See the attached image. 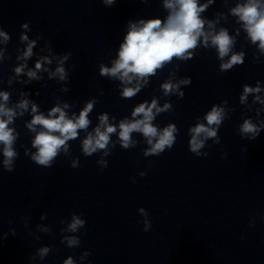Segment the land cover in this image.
<instances>
[{"label": "clouds", "instance_id": "obj_1", "mask_svg": "<svg viewBox=\"0 0 264 264\" xmlns=\"http://www.w3.org/2000/svg\"><path fill=\"white\" fill-rule=\"evenodd\" d=\"M115 0H104L106 5H111ZM212 0H208L211 4ZM208 4H200L199 0H164V7L168 9V15L164 21L160 19L140 20L136 23H129L128 32L124 36V42L120 45L118 58L112 62V67L100 68V75L111 76L118 78L125 84H130L133 80H143L147 83L149 76L155 75L157 69L162 68L166 63L170 62L173 57L178 59H188L193 50L198 46V42H202L205 47L209 46V42L214 46L219 54V59L224 60L229 57L227 62L220 64L221 71H227L233 65L243 62V53H229L234 45V38L228 34L226 29H221L219 32L205 31L207 23L209 29L214 28L211 21H205L201 18V13L205 11ZM232 15L239 18L242 22V27L247 32L249 39L256 43L259 41V49L264 52V0H245L243 3H238L231 9ZM28 28L27 24L22 25ZM0 37L5 41L8 40V35L0 31ZM22 40H27V36H21ZM35 41H29L27 49L23 53V58L27 59L32 56V49ZM70 55V53H69ZM61 66L56 68L55 73L51 75H59L60 79H65L67 73L63 68V59ZM48 60L47 57L43 58ZM51 63V61H48ZM26 65L21 64L15 69L17 74L24 72ZM42 64L37 61L35 68L40 70ZM29 79H39L37 71L29 70L27 72ZM180 83L187 84L189 80H183ZM141 85L138 83L135 87H125L122 95L126 98L134 97L140 91ZM178 84L167 82L162 85L165 95L177 90ZM259 88L245 87L244 95L241 96L243 102L250 92H258ZM183 96V93H180ZM9 99L7 92H0V100L5 103H0V145H3V163L8 171L13 170V161L17 156L14 150V142L17 136L14 134V129L9 127L13 122L14 117L18 114L13 108L6 107L5 104ZM259 99V97H257ZM29 101L21 100L16 107L22 111L28 110ZM94 102H89L80 111L79 115L73 114L71 117L65 111L69 106L64 104L63 107L56 106L48 112L47 115L38 113L37 106L32 104L31 112L32 120L27 124V127L36 133L32 140V146L36 152L31 159L38 165L51 167L54 159L57 157L61 149L64 152L68 150L67 142L78 137L79 131H87L91 121L88 118L89 112L93 108ZM170 105L165 104L164 108L158 107L157 101L152 100L151 104L141 103L132 112V120L123 119L119 122V140L123 148L128 149L134 146L131 134L133 132L141 133L150 146L145 151V156L160 155L165 149H171L175 142L174 133L177 131L175 125H168L163 129H159L153 124L156 114L167 110ZM139 117V118H137ZM224 118V111L220 107L214 106L212 110L205 116L207 125L198 123L190 129L191 140L190 150L199 155V149L204 146V139L215 137L216 130L213 125L219 126ZM39 127V131H37ZM259 128L249 120H245L241 126V134H250V139H255L259 133ZM117 132V126L109 124L108 115L103 114L99 117V124L93 132H88L86 138L82 142L83 153L90 156L98 150H105L107 154V146L110 143L111 134ZM201 136L204 139H201ZM100 164L106 166V163L101 160ZM75 166V164H74ZM143 215L147 216L144 209L139 210ZM86 221L78 216L72 217V222L68 225L69 232H77L81 227H84ZM254 226V225H253ZM151 224L149 221H144L143 231L147 232ZM69 247L78 246L80 240L76 236L66 237ZM48 248L40 250V256L43 257L48 253ZM85 256L90 253H85ZM65 264H74V261L69 258Z\"/></svg>", "mask_w": 264, "mask_h": 264}]
</instances>
